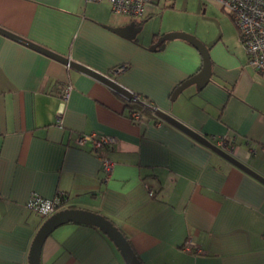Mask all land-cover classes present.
Masks as SVG:
<instances>
[{
    "label": "crops",
    "instance_id": "obj_1",
    "mask_svg": "<svg viewBox=\"0 0 264 264\" xmlns=\"http://www.w3.org/2000/svg\"><path fill=\"white\" fill-rule=\"evenodd\" d=\"M147 11L124 22L106 1L0 0V26L111 75L211 142L224 136L235 157L264 174V73L249 64L238 31L205 42L211 79L171 99L202 58L182 38L151 49L164 32L149 40L141 34ZM130 22L139 29L133 38L109 28ZM118 65L126 68L117 73ZM67 85L72 88L63 99ZM127 101L90 75L0 33V264H29L45 219L27 206L33 194H65L59 209L102 214L142 264H264V183L140 102L132 109L141 119L133 121ZM88 133L116 139L103 149L114 162L107 179L90 143H76ZM40 264L127 263L98 227L70 221L46 236Z\"/></svg>",
    "mask_w": 264,
    "mask_h": 264
},
{
    "label": "water",
    "instance_id": "obj_2",
    "mask_svg": "<svg viewBox=\"0 0 264 264\" xmlns=\"http://www.w3.org/2000/svg\"><path fill=\"white\" fill-rule=\"evenodd\" d=\"M109 28L114 32L123 35L127 38H133L136 32L139 30L134 22H130L129 24H126L124 26H116ZM0 33L22 44L30 46L42 53H45L46 55L53 57L78 71L90 75L91 77L101 81L105 85L112 88L114 91L119 93L121 96L125 97L127 100H131L134 97V91L119 83L115 78H113L109 74L99 72L83 63L70 59L65 55H61L49 48L35 43L1 26ZM173 38H182L191 43L199 51L202 58V65L195 74L191 75L190 77H187L174 88L171 94V99H174L184 88L189 85L195 84L197 88H202L206 85L207 82H209L212 73V63L207 45H205V43L199 40L195 35H192L188 32L178 30L167 32L161 37H159L158 40L154 44H152L150 48L154 49L162 41ZM151 111L153 112L154 116L157 117L159 120L173 125L177 129L181 130L182 132L193 138L195 141L211 149L227 161L231 162L238 168L247 172L249 175L253 176L260 182L264 183V174L259 173L243 161L239 160L231 152H227L221 149L213 142H211L205 135L191 128L189 125L185 124L183 121L179 120L168 111L159 107H155ZM70 221L91 224L98 227L113 241V243L116 245L124 261L127 264H142L141 260L131 247L126 236L111 220L107 219L100 213L74 207L61 208L44 219L32 241L28 257L29 264H40L41 247L46 236L56 226Z\"/></svg>",
    "mask_w": 264,
    "mask_h": 264
},
{
    "label": "built area",
    "instance_id": "obj_3",
    "mask_svg": "<svg viewBox=\"0 0 264 264\" xmlns=\"http://www.w3.org/2000/svg\"><path fill=\"white\" fill-rule=\"evenodd\" d=\"M94 2L106 1L110 9L115 14L128 15L133 20L141 19L154 0H85ZM217 2L235 22L239 40L248 56L249 64L258 72L264 73V0H212ZM126 65H118L114 71L121 73ZM71 85H67L61 91V97L66 99L71 91ZM140 102L149 107L151 110L156 106H150L143 101L140 96L134 92L131 99ZM129 117L133 121H140L141 112L138 109H132ZM213 143L221 149L230 152L229 141L224 137H212ZM116 139L113 135L88 133L81 134L77 137V145L90 143L92 149L95 150L101 159L102 179H107L113 169L114 162L103 152L105 147H110L115 143ZM253 153L254 151L251 150ZM149 194L153 190L149 188ZM62 195L58 194L53 199H45L41 196L33 194L30 196L27 206L40 214L43 218L55 213L59 206L65 201Z\"/></svg>",
    "mask_w": 264,
    "mask_h": 264
},
{
    "label": "rangeland",
    "instance_id": "obj_4",
    "mask_svg": "<svg viewBox=\"0 0 264 264\" xmlns=\"http://www.w3.org/2000/svg\"><path fill=\"white\" fill-rule=\"evenodd\" d=\"M147 10L151 15L141 32L147 40L155 31L165 34L180 30L195 35L203 43L213 44L220 36L238 31L231 16L212 0H154ZM115 16L124 22L130 19L125 14Z\"/></svg>",
    "mask_w": 264,
    "mask_h": 264
},
{
    "label": "trees",
    "instance_id": "obj_5",
    "mask_svg": "<svg viewBox=\"0 0 264 264\" xmlns=\"http://www.w3.org/2000/svg\"><path fill=\"white\" fill-rule=\"evenodd\" d=\"M222 10L223 11H225L223 8H222ZM226 12V11H225ZM157 39V38H156ZM165 41V40H164ZM163 42V41H162ZM161 42V43H162ZM161 43H159L158 45H161ZM128 103L127 104H132L131 105V109H130V111L132 110V108L134 107V105L137 103L136 101H134V100H128L127 101ZM134 104V105H133ZM143 110H145V109H143ZM147 110V109H146ZM60 195H62V198L64 199V197H65V199H66V195L65 194H60Z\"/></svg>",
    "mask_w": 264,
    "mask_h": 264
}]
</instances>
